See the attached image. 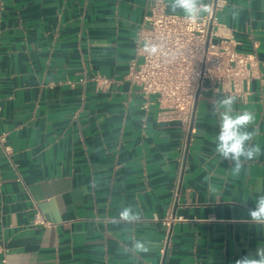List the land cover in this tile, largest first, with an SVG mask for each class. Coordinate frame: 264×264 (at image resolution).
<instances>
[{"label": "crops", "instance_id": "crops-1", "mask_svg": "<svg viewBox=\"0 0 264 264\" xmlns=\"http://www.w3.org/2000/svg\"><path fill=\"white\" fill-rule=\"evenodd\" d=\"M152 2L0 0L5 264H234L264 246L249 216L264 194V0H228L219 13L221 33L261 63L234 107L255 115L247 130L262 154L238 176L215 151L213 105L226 94L202 91L186 141L124 79ZM97 72L112 82L99 88ZM128 205L140 221L118 219ZM135 239L153 251L136 254Z\"/></svg>", "mask_w": 264, "mask_h": 264}, {"label": "built area", "instance_id": "built-area-1", "mask_svg": "<svg viewBox=\"0 0 264 264\" xmlns=\"http://www.w3.org/2000/svg\"><path fill=\"white\" fill-rule=\"evenodd\" d=\"M227 3L228 0H211L212 11L190 23L184 14H172L167 0H153L145 15L146 25L138 31L139 60L131 59L124 75L143 96V108L153 103L154 96L161 110L180 122L186 141L194 132L196 105L202 91L210 88L247 100L250 82L259 72L258 56L240 50V42L233 34L221 33L229 31L219 19ZM146 41L156 46L155 54L144 51ZM91 79L99 88L112 82L111 77L98 72ZM0 144L8 153L4 133L0 134ZM8 251L0 239L1 264L6 263Z\"/></svg>", "mask_w": 264, "mask_h": 264}, {"label": "clouds", "instance_id": "clouds-1", "mask_svg": "<svg viewBox=\"0 0 264 264\" xmlns=\"http://www.w3.org/2000/svg\"><path fill=\"white\" fill-rule=\"evenodd\" d=\"M168 7L172 14L182 12L190 23L197 22L202 15L210 13L211 0H168ZM144 51L155 54L157 48L149 42L144 43ZM237 103L235 95L223 96L213 105V115L219 113V132L215 137V151L221 159L234 162L231 168L233 175L238 176L247 161H252L262 154L259 144H253L256 132L248 131V127L255 122V115L250 111L238 112L234 105ZM253 223L264 226V194L255 199V207L249 211ZM118 219L127 223H135L142 219V213L134 210L131 205L122 207L118 212ZM154 245L143 239H135L131 250L136 254H149ZM127 251V249H125ZM234 264H264V246H258L255 253H249L237 259Z\"/></svg>", "mask_w": 264, "mask_h": 264}]
</instances>
